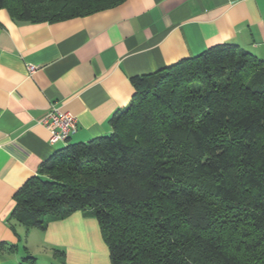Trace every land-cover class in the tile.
<instances>
[{
    "label": "trees",
    "instance_id": "obj_1",
    "mask_svg": "<svg viewBox=\"0 0 264 264\" xmlns=\"http://www.w3.org/2000/svg\"><path fill=\"white\" fill-rule=\"evenodd\" d=\"M125 1L0 9L14 22L56 23ZM130 82L110 133L43 161L7 220L44 231L75 212L93 217L111 264H264V61L224 43ZM15 249L0 242V256Z\"/></svg>",
    "mask_w": 264,
    "mask_h": 264
},
{
    "label": "crops",
    "instance_id": "obj_2",
    "mask_svg": "<svg viewBox=\"0 0 264 264\" xmlns=\"http://www.w3.org/2000/svg\"><path fill=\"white\" fill-rule=\"evenodd\" d=\"M0 24V242L16 247L0 264H111L93 217L75 212L44 231L7 219L14 193L43 161L110 133L111 116L134 92L130 78L224 43L264 61V0H126L38 24L0 9ZM52 107L77 119L76 132L55 145L38 123ZM26 252L34 260L23 261Z\"/></svg>",
    "mask_w": 264,
    "mask_h": 264
},
{
    "label": "built area",
    "instance_id": "obj_3",
    "mask_svg": "<svg viewBox=\"0 0 264 264\" xmlns=\"http://www.w3.org/2000/svg\"><path fill=\"white\" fill-rule=\"evenodd\" d=\"M26 69L29 74L35 71V66L27 65ZM38 123L44 126L49 132L48 142L55 145L66 140L76 132L77 119L70 112H62L52 107Z\"/></svg>",
    "mask_w": 264,
    "mask_h": 264
},
{
    "label": "rangeland",
    "instance_id": "obj_4",
    "mask_svg": "<svg viewBox=\"0 0 264 264\" xmlns=\"http://www.w3.org/2000/svg\"><path fill=\"white\" fill-rule=\"evenodd\" d=\"M42 256V254H40V257ZM41 259V258H40Z\"/></svg>",
    "mask_w": 264,
    "mask_h": 264
}]
</instances>
